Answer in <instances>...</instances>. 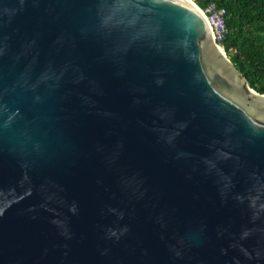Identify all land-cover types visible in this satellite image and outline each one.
I'll use <instances>...</instances> for the list:
<instances>
[{
	"label": "water",
	"instance_id": "obj_1",
	"mask_svg": "<svg viewBox=\"0 0 264 264\" xmlns=\"http://www.w3.org/2000/svg\"><path fill=\"white\" fill-rule=\"evenodd\" d=\"M0 264H264V95L192 0H0Z\"/></svg>",
	"mask_w": 264,
	"mask_h": 264
},
{
	"label": "trees",
	"instance_id": "obj_2",
	"mask_svg": "<svg viewBox=\"0 0 264 264\" xmlns=\"http://www.w3.org/2000/svg\"><path fill=\"white\" fill-rule=\"evenodd\" d=\"M225 10L222 46L230 62L256 93L264 95V0H192Z\"/></svg>",
	"mask_w": 264,
	"mask_h": 264
},
{
	"label": "built area",
	"instance_id": "obj_3",
	"mask_svg": "<svg viewBox=\"0 0 264 264\" xmlns=\"http://www.w3.org/2000/svg\"><path fill=\"white\" fill-rule=\"evenodd\" d=\"M199 10L210 27L215 43L223 49L222 43L227 35V29L224 23L225 10L217 7L215 3H210L204 9Z\"/></svg>",
	"mask_w": 264,
	"mask_h": 264
}]
</instances>
